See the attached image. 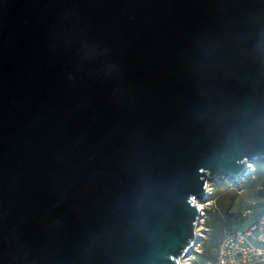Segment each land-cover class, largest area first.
Segmentation results:
<instances>
[{
  "label": "water",
  "instance_id": "1",
  "mask_svg": "<svg viewBox=\"0 0 264 264\" xmlns=\"http://www.w3.org/2000/svg\"><path fill=\"white\" fill-rule=\"evenodd\" d=\"M255 161L264 0H0V264H183Z\"/></svg>",
  "mask_w": 264,
  "mask_h": 264
},
{
  "label": "built area",
  "instance_id": "2",
  "mask_svg": "<svg viewBox=\"0 0 264 264\" xmlns=\"http://www.w3.org/2000/svg\"><path fill=\"white\" fill-rule=\"evenodd\" d=\"M253 166L251 165V171ZM207 202L196 201L201 217L196 228L200 237L196 246L191 248V254L182 259L183 264H191L192 254L201 252L200 243L205 239L208 228H203L205 221V207L210 205L213 190L208 184ZM211 199V200H210ZM242 216L246 218L245 223L231 231L224 233L216 253V258L205 261L202 264H263L264 263V210H255L247 206L242 210Z\"/></svg>",
  "mask_w": 264,
  "mask_h": 264
},
{
  "label": "rangeland",
  "instance_id": "3",
  "mask_svg": "<svg viewBox=\"0 0 264 264\" xmlns=\"http://www.w3.org/2000/svg\"><path fill=\"white\" fill-rule=\"evenodd\" d=\"M255 168L258 170L256 175L260 174V171L264 169V163L261 161H255ZM251 171V166L249 167ZM253 171L248 176H245L243 179L238 181L224 180L221 182H209L212 190L214 189V195L210 205L205 207V225L211 229L217 228L220 219L223 215L221 210V205L226 206L232 203L231 211L235 212L238 209L245 208V205L250 204L249 202H255L253 198L254 192L260 187V184L257 183L253 188L246 187V182H243L246 178L252 175ZM248 180V179H247ZM246 180V181H247ZM235 194V195H234ZM207 202V201H206ZM203 228H205L203 224ZM208 238H211V235L208 233ZM209 241V240H208ZM197 245V244H196ZM195 245V246H196ZM207 246V241L201 242V248ZM193 250V248H192ZM193 262L200 264L203 261V256L197 253L192 254ZM264 264V263H263Z\"/></svg>",
  "mask_w": 264,
  "mask_h": 264
},
{
  "label": "trees",
  "instance_id": "4",
  "mask_svg": "<svg viewBox=\"0 0 264 264\" xmlns=\"http://www.w3.org/2000/svg\"><path fill=\"white\" fill-rule=\"evenodd\" d=\"M252 166H253L252 175L246 178L243 182H246V187L248 188H253L257 183L260 184V187L253 194V198H255V202L250 201L249 202L250 204L245 205V207L251 206L257 211L264 210V169L260 171V174L256 175L258 170L255 168L254 164H252ZM213 194H214V189H213ZM231 208H232V203L226 206L221 205V210L223 212V215L220 219V223L217 228L211 229L210 227L205 225V221H204V226L208 228V231L205 239L203 240L207 241V246L205 248H201V243H200L201 252L197 253L203 256V261L200 264H202L207 260L211 261L216 258L217 248L224 233L234 230L245 223L246 218L243 217L241 214L244 207L241 210L240 209L236 210L235 212L231 211ZM208 233L211 235V238H208ZM191 264H196V263H194L192 260Z\"/></svg>",
  "mask_w": 264,
  "mask_h": 264
}]
</instances>
